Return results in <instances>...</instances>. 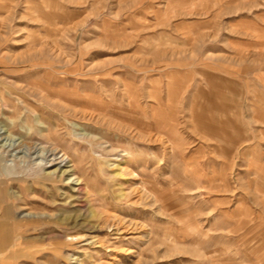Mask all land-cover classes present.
<instances>
[{"label": "rangeland", "instance_id": "1", "mask_svg": "<svg viewBox=\"0 0 264 264\" xmlns=\"http://www.w3.org/2000/svg\"><path fill=\"white\" fill-rule=\"evenodd\" d=\"M4 190L0 264H264V0H0Z\"/></svg>", "mask_w": 264, "mask_h": 264}, {"label": "bare ground", "instance_id": "2", "mask_svg": "<svg viewBox=\"0 0 264 264\" xmlns=\"http://www.w3.org/2000/svg\"><path fill=\"white\" fill-rule=\"evenodd\" d=\"M45 93V92H44ZM56 99V98H55ZM58 100V99H57ZM61 101V100H60ZM62 102V101H61ZM63 151V150H62ZM66 153V152H65ZM59 158H61V157H59ZM54 160H58V158H55ZM62 162H64V160H61V161H57V163L56 164H58V163H62ZM49 179V176H40V177H37L35 180H34V182L36 183V184H40V182L41 181H43V180H48ZM3 180V179H2ZM6 182V184L7 183H12V182H17L18 184H19V186H20V188H21V191H22V193H23V195L25 196L26 195V192H27V190H28V188H29V185H27L28 184V181L24 178V177H20V176H18V177H10V178H8V177H5L4 178V181H2V184H3V186H4V183ZM6 186H4V187H2L3 189L5 188ZM3 193L0 195V212H1V214H2V217L4 218V219H6V222H1L0 221V233H2V232H4V230H5V228L6 227H8V225L9 224H7L8 223V220L10 219V218H12V216L10 215V211L8 210V206L7 205H9L8 203V201L12 198V196L10 195V194H6V192H5V190L4 191H2ZM14 198V197H13ZM4 203H7V204H4ZM0 214V215H1ZM10 227V226H9Z\"/></svg>", "mask_w": 264, "mask_h": 264}]
</instances>
